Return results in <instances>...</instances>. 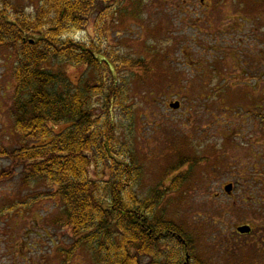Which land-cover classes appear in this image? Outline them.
<instances>
[{
    "label": "rangeland",
    "instance_id": "obj_1",
    "mask_svg": "<svg viewBox=\"0 0 264 264\" xmlns=\"http://www.w3.org/2000/svg\"><path fill=\"white\" fill-rule=\"evenodd\" d=\"M40 2L3 0L0 7L17 5L32 14ZM87 18L73 38L98 44L124 83L120 99L129 97L131 116L117 106L110 116L115 136L125 137L142 171L133 194L166 193L169 218L186 225L191 253L203 264H264L258 240L264 173L252 168L264 172V0H123L106 19L103 36L95 33L102 25L97 11ZM122 59L135 65L123 66ZM14 64L12 54L0 53V150H12L18 141L10 114ZM61 68L75 84L85 73L96 76L84 65ZM106 75L98 77L110 82ZM92 101V115L102 120L105 99ZM175 101L177 110L169 106ZM57 126L61 132L67 124ZM10 162L0 155V171L12 168ZM88 171L93 177V166ZM24 176L17 168L0 178V201L16 203L10 220L0 216V241L8 222L15 247L8 257L0 243V264H95L85 247L74 248L69 228L57 223L61 206L50 197L55 188L44 179L23 182ZM176 177L184 181L170 191ZM229 182L234 188L228 195ZM242 225L253 231L238 233Z\"/></svg>",
    "mask_w": 264,
    "mask_h": 264
},
{
    "label": "trees",
    "instance_id": "obj_2",
    "mask_svg": "<svg viewBox=\"0 0 264 264\" xmlns=\"http://www.w3.org/2000/svg\"><path fill=\"white\" fill-rule=\"evenodd\" d=\"M121 1L41 0L32 14L17 5L11 6L12 12L0 7V53L15 58L10 114L18 138L12 150L2 149L0 155L24 171V182L44 179L48 188L56 189L50 197L60 198L57 223L69 228L74 248L85 247L95 264H183L186 252L189 264H203L191 253L194 246L186 225L166 214L164 192L156 188L143 197L133 194L142 171L125 137L119 141L115 136L110 116L116 106L131 116L128 95L120 99L118 87L124 83L95 41L78 42L72 36L86 26L93 10L102 23L96 24L95 33L103 36L106 19ZM121 63L135 65L129 59ZM65 64L84 65L96 76L85 73L75 84L60 70ZM105 71L110 82L98 77ZM96 96L105 99L102 120L92 115ZM61 124L67 126L57 132ZM6 177L5 172L0 174L1 179ZM183 181L177 178L169 190H178ZM143 226L152 227V234ZM164 230L174 235L156 238L155 233ZM177 235L188 242V251ZM258 240L264 242V229Z\"/></svg>",
    "mask_w": 264,
    "mask_h": 264
},
{
    "label": "flooded vegetation",
    "instance_id": "obj_3",
    "mask_svg": "<svg viewBox=\"0 0 264 264\" xmlns=\"http://www.w3.org/2000/svg\"><path fill=\"white\" fill-rule=\"evenodd\" d=\"M11 163V162H10ZM11 165H12V168H8L7 167V170H1L0 171V174L1 173H4L5 172V174H7V176L8 175H10L11 174V172L14 170V169H16V168H14V166H13V164L11 163ZM20 167V166H19ZM24 172V171H23ZM23 182H24V180H23ZM54 190H56V189H54ZM148 194V193H147ZM146 194V195H147ZM166 193H164V196H166L165 195ZM50 195V194H49ZM146 195H143V196H146ZM138 197H140L139 195H137ZM143 196H141V197H143ZM8 199V201H6ZM54 199L55 200H57V202H56V204L57 205H59L60 204V206H61V203H60V198L58 197V196H55L54 197ZM6 200H4V201H0V216H6L5 218H7L8 220H10L7 216H8V213H10V211H12V209H13V207L15 206V201H13L11 198H8V197H6ZM23 206L26 208V205H24L23 204ZM167 206V205H166ZM166 214H167V212H166ZM168 215V214H167ZM140 222H141V219L139 220ZM13 225V224H12ZM143 227H145V226H143ZM252 227V226H251ZM146 229H147V231H149V233L148 234H152V232H153V228L152 227H145ZM149 228H152V230L151 229H149ZM3 229H4V236H5V238H4V240L3 241H0V243H2L3 245H4V249H3V252H5L6 254H5V256H8V257H10V256H12L13 255V250L15 249V247H14V228L8 223V222H5V225H4V227H3ZM149 229V230H148ZM252 229H253V227H252ZM251 229V230H252ZM164 235H174V234H172V232L170 233V232H168V231H166V230H164V231H161V232H157V233H155V236H156V238H159V237H162V236H164ZM180 242H181V245H182V247H183V250L185 249V250H187L188 251V247H189V244H188V242L187 241H185L181 236H175ZM185 252V251H184ZM189 253V252H188Z\"/></svg>",
    "mask_w": 264,
    "mask_h": 264
},
{
    "label": "water",
    "instance_id": "obj_4",
    "mask_svg": "<svg viewBox=\"0 0 264 264\" xmlns=\"http://www.w3.org/2000/svg\"><path fill=\"white\" fill-rule=\"evenodd\" d=\"M170 108L172 109H177L179 107V102L176 101V102H171L169 104ZM224 190L226 191V193L230 194L231 193V190H232V185L231 184H228L224 187ZM250 227L245 225V226H240V227H237V231L241 234H245V233H249L250 232ZM188 260H189V255L186 254L185 256V262L184 264H188Z\"/></svg>",
    "mask_w": 264,
    "mask_h": 264
}]
</instances>
